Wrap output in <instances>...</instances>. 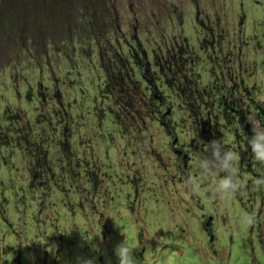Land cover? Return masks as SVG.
<instances>
[{"label":"rangeland","instance_id":"rangeland-1","mask_svg":"<svg viewBox=\"0 0 264 264\" xmlns=\"http://www.w3.org/2000/svg\"><path fill=\"white\" fill-rule=\"evenodd\" d=\"M92 13L99 28L83 21L79 35L46 34L48 48L0 53V264H75L78 254L105 264L92 244L117 264L123 241L138 246L141 264H264V191L252 186L264 163L238 122L213 133L239 153L246 192L209 201L185 186L201 179L196 154L208 142L194 128L215 117L211 106L264 124V0H92ZM30 23L35 33L40 23ZM118 40L147 51L136 92L130 74L115 83L127 59ZM244 212L256 214L254 226Z\"/></svg>","mask_w":264,"mask_h":264},{"label":"trees","instance_id":"trees-1","mask_svg":"<svg viewBox=\"0 0 264 264\" xmlns=\"http://www.w3.org/2000/svg\"><path fill=\"white\" fill-rule=\"evenodd\" d=\"M92 19L95 20V15L92 13V0H0V53L7 52L5 56H13L16 54L15 50L17 48H20L22 52H26V50H28V48L25 47L26 43H32L34 48H36L37 45H47L48 48L50 47L49 43L51 40L50 38L45 37L46 34H51L53 39H57L60 33L64 31L70 34L76 33L79 35V29L76 30L74 26L76 23L83 21L87 23L88 28H99V23L102 24V21L97 22L95 26H93ZM32 21H35L37 24L40 23V28L35 33L31 29L32 25H30V22ZM43 26L51 27V30H54L53 32H55V34H52L53 32L44 33L42 29ZM88 37L91 42L92 32L89 33ZM75 40L76 39L74 38L72 43V48H74V50L78 45ZM60 41L61 43L65 41L70 43L69 40L63 38H60ZM118 42L120 48L117 52L122 55L125 54L127 59L125 61L126 66L123 64L120 67L121 69L115 73L117 75L115 83L117 86L124 87L128 79V74H130L137 83L138 89L135 88L136 92V90L141 88L143 82L148 80L144 69H140L143 58H145L146 61L148 60V55L146 54L147 51L142 47L141 54H138V52L134 54L132 48H129L128 50L126 49L127 43H123L119 40ZM141 55L142 59L140 62L138 60H140ZM28 58L31 59L30 56H28ZM15 59L17 58H13L11 61L8 60V65L5 67H12V62H14ZM127 68H129V70H127ZM128 88L119 90L112 86V91L116 90V94L128 95L130 93ZM151 92L152 96L155 98L156 93L155 90H153V87ZM200 95L201 97H204L201 92ZM222 96L224 95H221V97ZM113 103L115 106H118L116 100H114ZM128 104L130 103L127 102L125 108ZM175 110V105H167L163 116L164 114L171 116L174 114ZM211 110H215V117L212 118L207 114L208 116L205 117V121L202 122L201 126L198 127L197 124H195L194 128L197 131V136L204 142L209 143L214 139L217 140V135L214 136L213 131H217L221 127L219 123L220 121H224L230 126L238 122V124L246 130L249 137L251 136V127L249 123L246 122V116L243 114L244 109L233 107L231 104L229 106L226 103L217 102L214 106H211ZM246 111H253L256 114L259 113L252 105H247ZM110 114H113V112H110ZM236 116L239 117L240 120L234 122L232 119ZM113 120L117 122L115 117ZM155 121L159 122L160 120ZM161 123H167L169 125L170 122H165V120H163Z\"/></svg>","mask_w":264,"mask_h":264},{"label":"clouds","instance_id":"clouds-1","mask_svg":"<svg viewBox=\"0 0 264 264\" xmlns=\"http://www.w3.org/2000/svg\"><path fill=\"white\" fill-rule=\"evenodd\" d=\"M246 122L251 125L252 135L250 138L247 137L251 156L256 161L264 163V124L251 116L246 117ZM239 128L243 133L240 124ZM206 145V154H196V168L201 179L196 180L194 176L187 178L186 194H203L209 201L236 199L247 190L245 182L240 178L239 153L225 147L220 140L214 139ZM203 181L213 182L212 187L205 190ZM252 186L255 191H264V176L253 177ZM242 222L252 227L257 222V216L251 212H244ZM137 250L138 246L129 247L124 241L116 245L114 254L117 264H141V260L135 255ZM90 251L104 255L105 264H111L106 252H102L98 245L92 244ZM26 256L34 260L31 254H26ZM97 258V255L89 257L78 254L74 260L75 264H97Z\"/></svg>","mask_w":264,"mask_h":264},{"label":"bare ground","instance_id":"bare-ground-1","mask_svg":"<svg viewBox=\"0 0 264 264\" xmlns=\"http://www.w3.org/2000/svg\"><path fill=\"white\" fill-rule=\"evenodd\" d=\"M168 104V103H167ZM168 105H171V103L170 104H168ZM168 127V126H167Z\"/></svg>","mask_w":264,"mask_h":264}]
</instances>
